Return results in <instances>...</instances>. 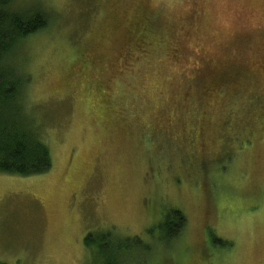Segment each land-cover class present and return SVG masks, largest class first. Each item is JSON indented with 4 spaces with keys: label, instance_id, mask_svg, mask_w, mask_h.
Segmentation results:
<instances>
[{
    "label": "rangeland",
    "instance_id": "1",
    "mask_svg": "<svg viewBox=\"0 0 264 264\" xmlns=\"http://www.w3.org/2000/svg\"><path fill=\"white\" fill-rule=\"evenodd\" d=\"M13 6L48 18L13 64L51 169L0 174V264H92L87 234L148 243L131 264H264V0ZM203 78L237 90L191 118Z\"/></svg>",
    "mask_w": 264,
    "mask_h": 264
},
{
    "label": "trees",
    "instance_id": "2",
    "mask_svg": "<svg viewBox=\"0 0 264 264\" xmlns=\"http://www.w3.org/2000/svg\"><path fill=\"white\" fill-rule=\"evenodd\" d=\"M15 2L16 0H0V174L32 177L49 172L51 156L48 144L30 129L27 130L26 126L29 128V125L26 123L30 120L24 115L23 117L19 115L20 109H23V82H27V78L16 75L13 59L16 55L14 53L27 38L47 28L48 18L37 8L14 9ZM229 88L233 92L237 90L236 87ZM229 90L221 91L220 84L203 78L202 84L198 87V98L195 97L197 94L187 96L186 93H182L179 100L185 103V106L193 105L190 117L194 118L208 111L215 103L216 99L214 101L213 99L219 91L224 95ZM115 108L117 110L116 106ZM104 111L106 112V109ZM184 224L185 218L182 213L177 210L171 211L157 225L161 231L157 241L161 240V245L168 246L172 240L180 236ZM83 244L93 256L92 264L139 262L140 252L146 251L150 246L148 243H142L136 236L107 243L104 235L98 237L92 234L85 236Z\"/></svg>",
    "mask_w": 264,
    "mask_h": 264
}]
</instances>
